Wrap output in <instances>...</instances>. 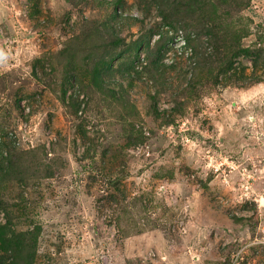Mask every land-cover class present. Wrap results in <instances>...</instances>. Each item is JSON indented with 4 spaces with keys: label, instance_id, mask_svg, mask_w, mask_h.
I'll use <instances>...</instances> for the list:
<instances>
[{
    "label": "rangeland",
    "instance_id": "rangeland-1",
    "mask_svg": "<svg viewBox=\"0 0 264 264\" xmlns=\"http://www.w3.org/2000/svg\"><path fill=\"white\" fill-rule=\"evenodd\" d=\"M113 1L0 0V264H264V0Z\"/></svg>",
    "mask_w": 264,
    "mask_h": 264
},
{
    "label": "trees",
    "instance_id": "trees-1",
    "mask_svg": "<svg viewBox=\"0 0 264 264\" xmlns=\"http://www.w3.org/2000/svg\"><path fill=\"white\" fill-rule=\"evenodd\" d=\"M119 1H121V0H114L113 1V4L114 5H116V4H118L119 3ZM225 3V2H224ZM224 14H225V16L228 18V17H230L231 15H232V13L229 11V10H224ZM130 18V17H129ZM168 18L169 17H165V18H163V20H168ZM87 19V18H86ZM131 20H133L132 18H130ZM166 24H168V26L170 25V26H172V22H170V21H168ZM176 28H178V27H176ZM175 29V28H174ZM174 32V34H176L177 33V31H178V29H175V30H173ZM166 33H167V31H165ZM186 33V32H185ZM190 33V32H189ZM98 35H96V34H92V33H88V34H86L85 35V37H84V40H88V39H90V38H95V37H97ZM189 36V37H188ZM195 34H188V32L185 34V36L184 37H186V45L187 46H189L190 48H191V50H192V56L191 57H189V58H187V59H185V60H182L183 59V57L182 56H180V55H177V54H175L174 55V58H173V60H172V63L170 64V65H164L163 63V65L164 66H166V68H173V69H176V67H184L183 65L182 66H179L178 64L179 63H181L182 64V62L183 63H185V64H187V65H189L188 66V68L190 69V70H202V69H205L204 68V66L202 65V67H201V63H200V61L199 60H197V55H198V51H197V49H196V47H195V45L193 44H191V39L193 40V39H195ZM170 39V38H169ZM239 42V41H238ZM227 48L228 49H231L232 51H231V54L229 53V54H227L226 56V58L224 59V61L223 62H221L220 63V65H216V66H214V67H210L207 71H209V73L211 74L210 76H213L214 75V78L216 77V79L219 77V75L221 74V72H226V71H228V70H231V69H233L234 70V68H233V59L234 58H236V57H238V56H240L242 53H245V54H247V56H254V55H256L257 54V52H254V51H251L249 48H244L243 46H240V44L239 43H236L235 45L233 44V45H231V46H227ZM193 54H195V57H194V55ZM160 58H161V60H162V54H160ZM194 58H195V60H194ZM162 62V61H161ZM253 68H254V71H255V69H257L258 68V62H257V60L256 59H254L253 60ZM163 69V68H162ZM164 70V69H163ZM215 72V73H214ZM233 72H235V71H233ZM102 71L99 69V70H97L95 73H94V76H96L95 77V79H98V80H100L101 78H102V76L104 75V74H102ZM81 88H82V85L80 86ZM97 88V87H96ZM87 94H89V93H87ZM65 95V90L63 91V94H62V96L61 97H63ZM64 98V97H63ZM64 101H65V98H64ZM70 106H73V103L71 102V104H70ZM17 245V243H15V246ZM18 249L20 250V251H22V249H23V245L22 244H19L18 245Z\"/></svg>",
    "mask_w": 264,
    "mask_h": 264
},
{
    "label": "built area",
    "instance_id": "built-area-1",
    "mask_svg": "<svg viewBox=\"0 0 264 264\" xmlns=\"http://www.w3.org/2000/svg\"><path fill=\"white\" fill-rule=\"evenodd\" d=\"M167 33L170 36V39L167 42V54L165 57V64L166 65H170L172 63V60L174 58V55H180L183 57L182 60H185L189 57L192 56V50L189 46H187L186 44V37L184 32L181 29H178L177 33L174 34V31L171 30H167Z\"/></svg>",
    "mask_w": 264,
    "mask_h": 264
},
{
    "label": "clouds",
    "instance_id": "clouds-1",
    "mask_svg": "<svg viewBox=\"0 0 264 264\" xmlns=\"http://www.w3.org/2000/svg\"><path fill=\"white\" fill-rule=\"evenodd\" d=\"M167 30H169V29H167Z\"/></svg>",
    "mask_w": 264,
    "mask_h": 264
}]
</instances>
